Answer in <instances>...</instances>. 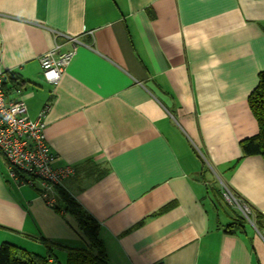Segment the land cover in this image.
<instances>
[{
  "label": "crops",
  "instance_id": "0c3cea01",
  "mask_svg": "<svg viewBox=\"0 0 264 264\" xmlns=\"http://www.w3.org/2000/svg\"><path fill=\"white\" fill-rule=\"evenodd\" d=\"M70 38L49 83L40 59ZM0 65L32 120L49 108L52 165L76 169L64 187L100 223L109 264H264V227L226 232L238 209L219 193L264 217V161L241 150L258 133L264 0H0ZM44 238L84 244L0 153V243L47 255Z\"/></svg>",
  "mask_w": 264,
  "mask_h": 264
},
{
  "label": "built area",
  "instance_id": "2783aa9c",
  "mask_svg": "<svg viewBox=\"0 0 264 264\" xmlns=\"http://www.w3.org/2000/svg\"><path fill=\"white\" fill-rule=\"evenodd\" d=\"M70 40V51L62 52L61 45H56L41 57L43 76L47 82L58 84L73 60L79 42L76 38ZM5 80L6 71L0 65V153L7 162L10 178L17 184L37 188L46 204L53 208L58 203L55 187L64 185L76 171L73 167L56 169L52 165L54 155L46 138L45 120L49 108L37 120H32L21 99L9 98L4 86ZM224 189L225 200L231 204L235 202L242 215L249 220V206L239 202L227 187Z\"/></svg>",
  "mask_w": 264,
  "mask_h": 264
},
{
  "label": "trees",
  "instance_id": "16d2710c",
  "mask_svg": "<svg viewBox=\"0 0 264 264\" xmlns=\"http://www.w3.org/2000/svg\"><path fill=\"white\" fill-rule=\"evenodd\" d=\"M23 83L22 79L18 78L15 74L6 72L4 86L7 94H9L12 88L20 89ZM249 106L258 124V133L241 142L242 158L260 156L264 161V70L260 72L259 83L249 97ZM55 189L58 203L53 208L59 213L70 215L74 219L77 233L84 241L83 246L68 247L44 238L43 241L48 246V252L47 255H40L28 252L14 243L6 241L0 245V264H54L52 262L54 259L56 264H60L58 262L59 250L57 249L58 251H55L56 247L66 250L67 260L65 264H109L104 242L100 237V223L82 207L64 185L56 186ZM219 193L221 194L220 198L225 201V189L219 190ZM234 197L243 203L237 196L234 195ZM225 203L227 205L229 204L227 202ZM228 206H230V210L233 212L231 209L233 207L231 205ZM166 210H168L167 207L162 209L160 213ZM250 210L251 215L249 220L240 211H235L232 223L226 226V232L233 234L243 229L249 221H253L259 229L264 227V217L259 213L253 212L251 208ZM141 223L136 226L141 225Z\"/></svg>",
  "mask_w": 264,
  "mask_h": 264
},
{
  "label": "rangeland",
  "instance_id": "374dc122",
  "mask_svg": "<svg viewBox=\"0 0 264 264\" xmlns=\"http://www.w3.org/2000/svg\"><path fill=\"white\" fill-rule=\"evenodd\" d=\"M223 188H225V187L223 186ZM225 202L229 203L228 200H225ZM222 205H223V204H222ZM228 205H231V207L238 209V207H237L238 205L236 204V205H237V206H236V205H235V202H232V204L229 203ZM238 210H239V209H238ZM68 217L72 219V217H71L70 215H68ZM1 244H2V243H0V245H1ZM63 264H64V263H63Z\"/></svg>",
  "mask_w": 264,
  "mask_h": 264
},
{
  "label": "bare ground",
  "instance_id": "6f19581e",
  "mask_svg": "<svg viewBox=\"0 0 264 264\" xmlns=\"http://www.w3.org/2000/svg\"><path fill=\"white\" fill-rule=\"evenodd\" d=\"M75 169V168H74ZM75 171H76V169H75Z\"/></svg>",
  "mask_w": 264,
  "mask_h": 264
}]
</instances>
